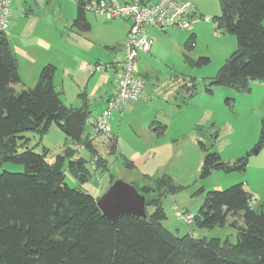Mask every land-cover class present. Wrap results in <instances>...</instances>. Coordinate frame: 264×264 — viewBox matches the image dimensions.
<instances>
[{"label":"trees","instance_id":"1","mask_svg":"<svg viewBox=\"0 0 264 264\" xmlns=\"http://www.w3.org/2000/svg\"><path fill=\"white\" fill-rule=\"evenodd\" d=\"M84 3L78 1L71 22L81 31L89 29ZM219 4L220 14L213 18L215 30L234 35L236 49L209 86L248 91L251 81H264V0H219ZM117 18L126 19H111ZM193 35L185 47L194 46ZM209 61L201 56L195 64L201 66ZM55 71L53 64H45L36 83L25 86L7 33L0 31V164L19 163L24 168L22 172L0 173V264H264V205H253L254 196L242 182L206 191L192 221L197 228L228 225L234 230V243L228 238L191 233L178 236L167 229L162 223L166 214L161 197L175 187L165 175L137 189L145 196V218L122 215L115 222L98 208V196L93 197L81 186L70 187L65 182L64 166L82 185L92 178L86 160L75 158L76 149L64 143L63 152L50 163L46 160L48 149L42 147L41 152H35L28 146L30 138L23 135L31 131L41 138L53 124L63 130L64 118L74 110L61 100L62 91L53 83ZM19 84L22 87L16 90ZM207 91L211 93V89ZM86 107L83 108L88 113ZM84 122L85 119L83 127ZM216 137L214 133L197 140L203 152L199 179L214 171L240 172L246 168L249 152L224 160L213 149ZM106 138L108 151L115 152V135L106 134ZM72 142L84 145L102 171L108 170L88 135L82 137L81 133ZM255 147H264V117L260 119ZM114 179L110 177L108 185Z\"/></svg>","mask_w":264,"mask_h":264},{"label":"rangeland","instance_id":"2","mask_svg":"<svg viewBox=\"0 0 264 264\" xmlns=\"http://www.w3.org/2000/svg\"><path fill=\"white\" fill-rule=\"evenodd\" d=\"M189 1L196 6L200 20L188 29L175 28L183 37L181 46H176V51L172 46L174 45L172 35H169L172 31L167 30L166 33H163L166 35L160 40L161 54L156 60L148 61L152 68L167 64L165 68L158 70L157 81L155 76L150 78L153 79L155 85L163 83L164 85H162L166 88L163 90L172 92L173 89V95L166 102L158 95H153L152 101L148 104H141L137 100L134 104H127L121 115L118 111L112 112L108 119V135H115L116 151L112 153L108 151L109 140L106 136H101L106 134H100L96 138L98 154L105 159L107 171H102V167L97 165L93 159L94 154L85 148L78 149L71 138L54 124L45 134L41 135V138L31 131H26L23 135L30 138L28 146L33 147L35 152H41L42 147L48 149L46 160L50 163L54 161L57 154L63 152L64 143L75 148L74 157H83L86 160V167L91 172L92 178L81 185L68 173L65 165V182L73 188L81 186L89 193H92V189H96V182H100L104 187L107 186L110 177L121 179L134 185L137 189L143 185L153 184L154 179H161L163 175L170 177L175 190L161 197L166 214V218L162 222L163 225L177 233L178 236L191 231L198 234L199 237H218L222 240L228 238L230 242L234 243L235 233L228 225L211 229L197 228L193 222L185 223L177 212L178 208L179 212L186 209L187 212L196 213L203 202L206 191L225 189L238 182H242L244 187H247L243 171H214L208 177L199 179L203 152L197 140L201 139L199 138L201 133L203 132L209 137L217 133L213 149L224 160H234L249 152L248 161H251L249 158L256 154L257 147L255 146L260 129V119H257L253 112L255 103L258 101H254V98L250 99L252 96L247 98L246 93L244 94L246 91H238L228 86H209L211 78L225 59L236 49L234 35L215 30L213 18L220 14L219 0ZM91 14L93 13L86 12L87 16H91ZM108 20L115 21V19ZM73 30L80 32L75 27ZM93 30V36L97 37L102 28L99 25H94ZM190 30L196 34L195 45L191 48L186 47V50L185 40ZM158 31L162 33V31ZM74 35L76 34H72L71 37ZM154 37L156 36L154 35ZM118 46L110 49L109 52L103 51L112 55L115 49L118 58L122 60L123 45L120 49ZM177 50L186 52L188 58L185 59L184 55ZM201 56L209 57V63L201 66L196 65V60ZM80 64L81 62H75V59L70 58L66 63V69L59 67L55 71L54 81L58 88L63 90L60 97L66 106L77 109L83 105V100L86 98L88 102L92 103L85 117L82 131V137H84L86 133L90 132L89 121L96 114L100 103L97 98L93 102L94 99L88 96L91 92L92 81L88 85L87 83L92 79V76H89L90 72L87 68L80 70ZM111 77L115 82L112 74ZM23 83L25 86L33 85L24 80ZM15 87L19 90L22 85H15ZM207 88L211 89V93L207 91ZM187 94H190L188 99H186ZM206 94H212L213 98L209 100ZM153 120L158 121L161 126L165 125L166 129L162 132L153 131V127H150ZM154 123L156 126L157 123ZM19 150H23V148L19 147ZM125 161L128 162V165L125 164ZM250 167H252V163H250ZM23 170V165L19 163L3 162L0 164V173L2 171L22 172ZM226 177H230L232 181ZM199 188H202L203 192H198ZM256 192V196L262 198L264 190L258 189ZM152 195L151 193L150 196ZM254 199L260 202L255 197ZM255 200L253 205L257 206ZM148 211L152 212L153 208L149 207Z\"/></svg>","mask_w":264,"mask_h":264},{"label":"crops","instance_id":"3","mask_svg":"<svg viewBox=\"0 0 264 264\" xmlns=\"http://www.w3.org/2000/svg\"><path fill=\"white\" fill-rule=\"evenodd\" d=\"M78 1L86 2V0H11V16L7 31V38L9 40L11 51L15 57L17 70L22 81L24 80L25 82L34 85L39 77V72L42 66L50 63L54 66L56 65V71L59 67H65L64 69H66V63L70 58L75 59V62H81L79 67L80 70H83L82 68H86L87 64H94L96 62L101 63L100 61H103L104 63H116L121 61L115 53V49L112 55L108 52L110 49H113L118 45V48L120 49L123 45L130 26V21L127 19H115V21H110L102 16H95L93 14H91V16H87L86 11H84L85 19L89 23V29L87 31L79 30L80 32H75L73 30L74 27L71 26V22L75 18ZM119 1L124 2L127 0ZM195 12L198 15V18L194 20L192 24H195L200 20L197 8L195 9ZM262 23L264 25V19ZM94 25H99L102 28L101 33H99L97 37L93 36ZM175 28L176 27L168 28L166 30L158 29L162 31V33L155 27L149 26L146 28L147 34L153 39V43L149 51H141L138 53L135 62V74L144 82V87L139 98L130 103L134 104V102L138 100L141 104H148L152 101L153 95H158L164 99V102L171 99L173 89L172 92L163 90L166 89L163 86V83L155 85L153 79L150 78L155 76L157 81L159 78L158 70L160 68H165V65L167 64L164 63L160 67L152 68L148 64V61L152 59L156 60L158 55L161 54L160 40L166 35L163 33H166L167 30L172 31L169 35H172V41L174 44L172 45L173 49L176 51V46H181L183 37L181 36L179 30ZM192 33L194 34L193 42L195 45L196 34L192 30H190L185 42L189 41V36ZM72 34L76 35L71 37ZM154 35L156 37H154ZM69 38L70 41H68ZM103 50H107L108 52ZM177 51L184 55L185 59L188 58L186 52H182L181 50ZM89 74V76H92V79L88 81L87 85L90 81H92V87L88 96L94 99L93 102L96 100L95 98L98 99L100 104L99 109L96 111L97 113L105 106L106 101L115 93L117 80L114 68H110V70L106 72H95ZM111 74L113 75L115 82L112 81ZM54 75L53 83L56 89L63 91L62 88H58L55 83ZM77 86H79L78 83ZM15 89L17 90L16 87ZM245 93L247 98L252 96L250 99L254 98V101H258V103H255L256 106H254L253 112L257 119L263 118L264 81H251L249 83V90L244 92V94ZM189 96L190 94H187L186 99H188ZM206 96L209 100L213 98L212 94H206ZM83 101V105L78 108H83L87 105L86 109H88L92 104L90 101L88 102L87 98ZM122 112H119L120 115ZM154 122L157 123L156 126H154ZM152 123L153 124L150 125V127H153V131L161 132V130L164 131L166 129L165 125L161 126V124L156 120H153ZM211 126H213V124H211ZM162 127L164 128L162 129ZM108 132L103 134H108ZM88 134L89 133H86V135ZM97 137L92 140L95 149L98 152L96 144ZM203 137H205V134L201 133V137L199 138ZM93 159L95 160L96 157ZM249 159H251V161L249 160L247 162V167L243 171L245 172V175L243 176H245L246 179V188L257 200L260 201L257 202L255 200L258 205L260 203L264 205V194L262 198L256 196V191L258 189L264 190V148L258 149L257 153ZM250 163H252V167H250ZM236 177L238 178V176ZM226 178L229 181H232L230 180V177ZM109 185L107 184V186L104 187L100 184V182H96V189H92V193L90 194L93 197L100 196V193L104 192ZM185 211L187 210L185 209ZM189 233L194 236L198 235L191 231H189Z\"/></svg>","mask_w":264,"mask_h":264},{"label":"built area","instance_id":"4","mask_svg":"<svg viewBox=\"0 0 264 264\" xmlns=\"http://www.w3.org/2000/svg\"><path fill=\"white\" fill-rule=\"evenodd\" d=\"M83 10L108 19L126 17L130 21L123 43L124 56L119 64L99 63L87 64L90 73L106 72L114 68L117 80L115 93L106 101L105 106L90 120L88 139L108 132V119L112 112H122L126 105L139 98L144 82L135 72L137 55L141 51H149L153 39L147 34L146 28L151 26L160 30L168 28H191L192 22L198 18L194 3L187 0H155L143 2L141 0H89L83 4ZM11 16V0H0V31H8ZM85 148L84 145H77ZM176 207V206H175ZM177 208V207H176ZM180 219L191 224L193 213L185 210L179 212Z\"/></svg>","mask_w":264,"mask_h":264},{"label":"water","instance_id":"5","mask_svg":"<svg viewBox=\"0 0 264 264\" xmlns=\"http://www.w3.org/2000/svg\"><path fill=\"white\" fill-rule=\"evenodd\" d=\"M86 113L84 108H77L63 120V131L73 141H77L81 136ZM96 204L112 222L122 215L146 217L145 196L134 185L121 179H114L107 189L98 196Z\"/></svg>","mask_w":264,"mask_h":264},{"label":"clouds","instance_id":"6","mask_svg":"<svg viewBox=\"0 0 264 264\" xmlns=\"http://www.w3.org/2000/svg\"><path fill=\"white\" fill-rule=\"evenodd\" d=\"M99 135H100V134H99ZM97 136H98V135H97ZM97 136H96V137H97ZM95 160H96V159H95Z\"/></svg>","mask_w":264,"mask_h":264}]
</instances>
